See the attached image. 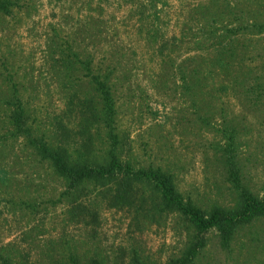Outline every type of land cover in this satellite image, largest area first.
I'll use <instances>...</instances> for the list:
<instances>
[{"label": "rangeland", "instance_id": "1", "mask_svg": "<svg viewBox=\"0 0 264 264\" xmlns=\"http://www.w3.org/2000/svg\"><path fill=\"white\" fill-rule=\"evenodd\" d=\"M14 1L0 13V264H69V254L80 262L165 264L191 236L184 218L157 211L141 185L131 208L108 207L87 191L81 201L95 218L78 209L68 215L62 179L31 142L102 162L107 135L88 72H113L118 152L133 168L169 172L183 197L203 210L230 207L234 190L217 158L227 142L224 127H233L241 182L264 201V90L251 89L264 78V31L238 32L248 44L234 62L242 75L203 65L199 95H182L157 53L175 36L180 47L162 49L175 64L187 54H213L192 49L190 40L264 24V0ZM12 86L27 135L16 134L9 118ZM189 264H264V219L236 227L226 247L207 231Z\"/></svg>", "mask_w": 264, "mask_h": 264}, {"label": "trees", "instance_id": "2", "mask_svg": "<svg viewBox=\"0 0 264 264\" xmlns=\"http://www.w3.org/2000/svg\"><path fill=\"white\" fill-rule=\"evenodd\" d=\"M17 5L14 0H0V13L8 14L10 8ZM239 11H242L241 9ZM247 27L255 28V32L264 31V24L252 22L251 25L245 24L233 29L223 28V33L213 34L210 30L206 38L202 41L198 39L190 40L195 45L194 50L212 49L213 54L206 51L205 55L194 54L184 56L178 63L172 61L171 56L163 55L162 49L170 47L173 50L179 46L180 38L170 36V45L166 46L161 42L158 47V56L163 65L164 72L167 68L171 70L174 78L180 81V93L184 95L191 92L192 95H199V84L206 80V72L203 65L215 67L219 71L239 73L235 66V61L240 62L242 55L246 53L243 48L248 45L243 42L238 34L242 29ZM185 30V29H184ZM204 45V46H203ZM169 72V70H166ZM112 71L109 73H91L88 72L89 84H92L94 93L99 97L98 117L101 118L103 127L107 135V149L104 150L102 162L95 159H89L84 156V152L77 151L74 155L64 146H53L43 140L35 143L31 142L35 153L40 160L48 163L53 172L62 179L64 190L61 196L67 202V213L70 217L75 215V211L83 210L88 213L91 219L95 218V212L87 208L86 204L81 201L87 191L99 195L108 207L113 208H131L135 203V194L138 186H145L150 189L152 195L150 200L153 202L159 212H171L179 214L189 225L191 236L180 255L177 258L170 259L165 264H189L197 255L198 251L204 245V234L209 230L217 233L221 246H228L231 236L239 225L247 224L252 220L262 217L264 219V201L256 198L239 177L240 170L234 154H232V145L235 136L233 127H224L223 133L227 140L222 154L218 156L226 167L227 179L230 181L234 190V203L230 207L213 205L208 210L201 209L189 197L183 195L177 189L173 177L169 172L159 167H139L133 166L121 158L119 148V138L115 132V100L113 98L112 88L114 86ZM260 82L252 81L251 89L264 90V78H259ZM7 103L13 108L9 114L12 126L16 134H28L23 127V107L14 90ZM207 115H201L199 118L203 121ZM222 124L225 126L224 117ZM85 146L84 148H86ZM121 147V145H120ZM141 209L139 205V210ZM69 264H100L95 259L86 262H80L73 255L69 254ZM6 264V263H5ZM65 264V263H63ZM131 264H141L133 260Z\"/></svg>", "mask_w": 264, "mask_h": 264}]
</instances>
